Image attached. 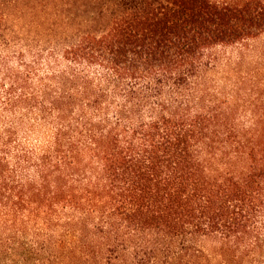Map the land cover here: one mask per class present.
I'll use <instances>...</instances> for the list:
<instances>
[{"label": "trees", "instance_id": "16d2710c", "mask_svg": "<svg viewBox=\"0 0 264 264\" xmlns=\"http://www.w3.org/2000/svg\"><path fill=\"white\" fill-rule=\"evenodd\" d=\"M65 2L61 40L0 54V262L264 264V104L206 85L264 0Z\"/></svg>", "mask_w": 264, "mask_h": 264}, {"label": "rangeland", "instance_id": "374dc122", "mask_svg": "<svg viewBox=\"0 0 264 264\" xmlns=\"http://www.w3.org/2000/svg\"><path fill=\"white\" fill-rule=\"evenodd\" d=\"M6 5V26L0 32L2 55L20 50L29 54L32 48L50 47L62 39L65 29H74L78 20L69 15L65 0H8ZM52 28L56 33H51ZM241 54L235 50L226 55L221 53L229 59L224 58L225 63L209 75L206 85L215 91L233 90L236 94L233 107L244 119L252 115L259 103L264 104V37ZM0 264L12 263L2 260Z\"/></svg>", "mask_w": 264, "mask_h": 264}]
</instances>
